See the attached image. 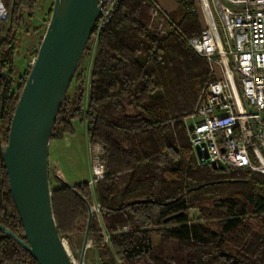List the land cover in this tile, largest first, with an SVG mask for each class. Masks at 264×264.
Returning a JSON list of instances; mask_svg holds the SVG:
<instances>
[{
  "label": "trees",
  "instance_id": "trees-1",
  "mask_svg": "<svg viewBox=\"0 0 264 264\" xmlns=\"http://www.w3.org/2000/svg\"><path fill=\"white\" fill-rule=\"evenodd\" d=\"M2 1L9 17L0 27V222L24 238L1 145L31 68L17 75L23 11L30 16L39 0ZM175 1L173 12L162 11L164 31L144 19L153 0L120 2L95 40L87 106L81 83L73 98L65 95L51 139L72 134L71 122L80 118L90 143L103 148L104 178L94 189L103 226L94 215L90 227L102 264H264V174L213 169L199 163L190 144L187 118L213 75L207 59L187 44L203 28L195 2ZM50 185L58 231L69 237L87 218L86 204L70 187ZM73 186L92 203L88 182ZM104 231L109 243L101 246ZM0 264L38 263L0 231Z\"/></svg>",
  "mask_w": 264,
  "mask_h": 264
},
{
  "label": "water",
  "instance_id": "water-1",
  "mask_svg": "<svg viewBox=\"0 0 264 264\" xmlns=\"http://www.w3.org/2000/svg\"><path fill=\"white\" fill-rule=\"evenodd\" d=\"M104 0H54L45 33L31 63L9 128L1 145L9 189L24 229V238L0 222V231L26 250L38 264H76L60 236L52 206L49 171L51 133L62 101L82 58ZM5 76L6 73L3 72ZM192 127H190L191 129ZM200 162L208 160L206 147H197ZM224 170L220 162L210 163ZM88 211L79 264L91 246L90 227L94 208L72 184ZM178 214L171 215L165 222Z\"/></svg>",
  "mask_w": 264,
  "mask_h": 264
},
{
  "label": "built area",
  "instance_id": "built-area-1",
  "mask_svg": "<svg viewBox=\"0 0 264 264\" xmlns=\"http://www.w3.org/2000/svg\"><path fill=\"white\" fill-rule=\"evenodd\" d=\"M121 1H103L96 37ZM193 1L204 15V26L187 44L207 59L213 79L202 89L188 117L194 119L186 124L190 144L198 161L197 147H206L209 158L204 164L220 161L226 168L245 167L264 174V0ZM8 17L9 10L0 0V27ZM165 20L161 9L153 5L149 25L159 22L158 30L164 31ZM215 65L221 77L216 76ZM94 148L97 153L88 181L93 196L105 172L102 147ZM94 207L99 220V203Z\"/></svg>",
  "mask_w": 264,
  "mask_h": 264
},
{
  "label": "rangeland",
  "instance_id": "rangeland-1",
  "mask_svg": "<svg viewBox=\"0 0 264 264\" xmlns=\"http://www.w3.org/2000/svg\"><path fill=\"white\" fill-rule=\"evenodd\" d=\"M172 1V2H171ZM54 0H39L35 8L28 16L29 11L24 10V23L19 31L18 36V51L15 57L16 62V72L17 75L23 74L26 69H29L33 59L34 50H38L42 37L45 33L48 21H49V9L52 7ZM172 4L178 7V2L175 0H170ZM154 5L158 6L161 11L164 10L167 13H171L170 9H165L159 3L154 0ZM166 6V3L164 4ZM167 7V6H166ZM151 9V7H149ZM144 12V19L150 24V9ZM200 20L202 26H204V15L199 12ZM152 27H159V22H155ZM168 27L163 29H167ZM96 36L93 34L92 38L88 42L85 49V53L78 67V76L74 78L70 87L68 88L66 95L69 99L73 98L79 87H83V105L87 106L88 94L90 87V74L93 66V61L96 54ZM30 70V69H29ZM216 76L221 77V69L218 65H215ZM81 75V76H80ZM192 122L194 119H188ZM73 130L72 134H66L61 139H51L49 146V171H50V181L53 186L62 183L57 174L67 181L70 179L84 180L82 179L84 175H87V164L90 163V167L93 163L94 155L97 153L95 150V145L91 144L89 141L87 133V123L85 120L80 118L72 120ZM59 127V126H58ZM61 127V126H60ZM99 145V144H96ZM58 147L59 154L57 155L54 147ZM102 147V146H101ZM103 149V148H102ZM101 153L103 151L101 150ZM84 167V169H83ZM81 168V169H80ZM92 170V168H91ZM63 184V183H62ZM123 186V182H122ZM96 198L93 196L92 206L96 204ZM193 217L198 215V211H191ZM88 217V213H87ZM97 217V216H96ZM98 219V218H97ZM219 219L211 220V223H217ZM99 225L103 226L101 218L98 220ZM87 218L80 222V230L69 234V237L63 236L66 241L67 249L70 248L72 259L76 264H79L80 252L82 241L86 229ZM103 242L100 243L101 246L109 243V238L106 237L107 234L103 232ZM106 235V236H105ZM90 238H93L90 235ZM93 240V239H92ZM154 244L157 249L160 250V237L158 235L153 236ZM97 244L92 241L91 246L88 248L85 254L84 264H102L99 252L97 251ZM172 253L178 259L177 242L172 243ZM160 252V251H159Z\"/></svg>",
  "mask_w": 264,
  "mask_h": 264
},
{
  "label": "crops",
  "instance_id": "crops-1",
  "mask_svg": "<svg viewBox=\"0 0 264 264\" xmlns=\"http://www.w3.org/2000/svg\"><path fill=\"white\" fill-rule=\"evenodd\" d=\"M158 3H159V5H161L163 8H165V9H170V11H174L176 8H177V5L175 6L174 4H172L171 2H170V0H156ZM153 2H154V0H153ZM166 3V6H164V4ZM196 8H197V11H198V13L199 12H201L200 10H199V6H197L196 5ZM163 12H165L164 10H162ZM167 12V11H166ZM50 146H52V143L50 144ZM54 149H55V152H56V154L58 155L59 154V152H58V147H54ZM81 169V168H80ZM83 169H84V167H83ZM87 175H84L83 176V178L82 179H84V180H75V179H70V180H67L70 184H72V185H75L76 183H80V182H88L90 179H91V177H92V170H91V167H90V163L88 162V164H87ZM61 176L63 177V175H62V173H61ZM69 250V252L71 253V251H70V248L68 249Z\"/></svg>",
  "mask_w": 264,
  "mask_h": 264
},
{
  "label": "bare ground",
  "instance_id": "bare-ground-1",
  "mask_svg": "<svg viewBox=\"0 0 264 264\" xmlns=\"http://www.w3.org/2000/svg\"><path fill=\"white\" fill-rule=\"evenodd\" d=\"M66 243V242H65ZM65 246H66V244H65ZM67 248V247H66ZM68 250V249H67ZM68 252H69V250H68ZM69 254L71 255V253L69 252ZM72 257V256H71Z\"/></svg>",
  "mask_w": 264,
  "mask_h": 264
}]
</instances>
